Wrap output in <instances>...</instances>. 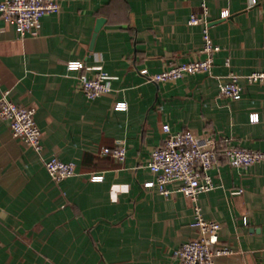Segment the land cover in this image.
<instances>
[{
  "label": "crops",
  "instance_id": "1",
  "mask_svg": "<svg viewBox=\"0 0 264 264\" xmlns=\"http://www.w3.org/2000/svg\"><path fill=\"white\" fill-rule=\"evenodd\" d=\"M58 2L37 37L0 23V97L36 109L43 143L40 155L0 118V264H177L175 250L198 236L193 203L144 187L155 179L151 153L164 125L264 152V86L240 79V100L219 93L230 73L264 71V0ZM193 15L202 22L189 25ZM205 30L220 47L209 73L149 80L204 59ZM99 67L112 92L88 100L80 82ZM121 142L124 162L101 154ZM50 158L75 162L77 175L54 182ZM210 175L217 188L198 202L222 225L213 252L229 251L214 264H264V164L234 168L220 157Z\"/></svg>",
  "mask_w": 264,
  "mask_h": 264
},
{
  "label": "built area",
  "instance_id": "2",
  "mask_svg": "<svg viewBox=\"0 0 264 264\" xmlns=\"http://www.w3.org/2000/svg\"><path fill=\"white\" fill-rule=\"evenodd\" d=\"M255 2V1H254ZM205 11H207L204 5ZM58 0H2L0 1V23L13 24L21 37H37L42 28V18L47 14H58ZM228 12H223L227 17ZM202 19L193 15L189 25H197ZM204 46L202 53L206 56L201 60L181 63L162 72L152 75L149 80L157 84L175 82L190 74L209 73L214 65V56L220 47L214 44L208 30L203 34ZM230 66V60L226 61ZM82 63L69 64V68H80ZM92 77H83L80 85L88 100H96L112 92L110 74L101 67ZM240 79L247 85L264 86V71H255L240 76L230 73L229 82L219 87L222 97L240 100L243 86ZM9 91L0 97V118L10 123L12 134L41 155L43 151L42 132L36 123V109L24 107L9 98ZM165 138L162 144L151 153L148 163L154 181L147 182L145 188H156L161 195L170 196L175 192L182 193L192 203L194 220L191 226L197 230L198 236L182 244L174 252L177 264H214L216 255L228 254L227 249L214 253L212 246L219 240L222 225L207 220L199 205L198 197L202 193L215 190L217 185L210 171L219 164L220 157L234 168H249L256 164H264V152L241 148L227 141H219L214 137L199 139L192 131L173 133L169 125L163 126ZM101 154L118 162H124L127 149L123 142L114 148L104 147ZM46 169L52 180L60 183L77 175L75 162H63L57 158L45 160ZM91 180L101 182L103 176L93 175ZM240 190L238 193H241Z\"/></svg>",
  "mask_w": 264,
  "mask_h": 264
},
{
  "label": "water",
  "instance_id": "3",
  "mask_svg": "<svg viewBox=\"0 0 264 264\" xmlns=\"http://www.w3.org/2000/svg\"><path fill=\"white\" fill-rule=\"evenodd\" d=\"M103 20H101L99 23H98V26L96 28V33L98 32L99 28L101 27V25L103 24ZM95 37V36H94Z\"/></svg>",
  "mask_w": 264,
  "mask_h": 264
},
{
  "label": "clouds",
  "instance_id": "4",
  "mask_svg": "<svg viewBox=\"0 0 264 264\" xmlns=\"http://www.w3.org/2000/svg\"><path fill=\"white\" fill-rule=\"evenodd\" d=\"M123 191L124 192H127L128 191V186L127 185L123 186Z\"/></svg>",
  "mask_w": 264,
  "mask_h": 264
}]
</instances>
